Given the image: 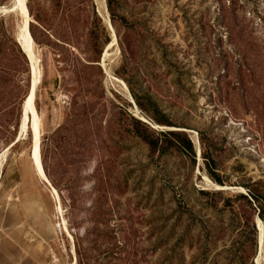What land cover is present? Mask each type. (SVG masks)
<instances>
[{
  "label": "rangeland",
  "instance_id": "374dc122",
  "mask_svg": "<svg viewBox=\"0 0 264 264\" xmlns=\"http://www.w3.org/2000/svg\"><path fill=\"white\" fill-rule=\"evenodd\" d=\"M27 1L40 164L59 200L31 157V117L22 128L33 78L18 49L24 20L0 9V264L254 263L264 0H111V11L107 0ZM128 84L174 127L134 106ZM169 128L186 130L195 156L161 135Z\"/></svg>",
  "mask_w": 264,
  "mask_h": 264
},
{
  "label": "bare ground",
  "instance_id": "6f19581e",
  "mask_svg": "<svg viewBox=\"0 0 264 264\" xmlns=\"http://www.w3.org/2000/svg\"><path fill=\"white\" fill-rule=\"evenodd\" d=\"M26 2H27V0H13V4L10 7L0 6V9L4 10V12H15V11H17L18 14L24 20V27H23L24 37L19 39V40H20V44H21L22 49L24 50L25 53L28 54V60L30 62L31 69L33 72L32 81H33V87L34 88H33L32 92L29 91V93H28V95H27V97L23 103L22 128L24 129L25 126L28 124V117H31L32 118L31 127L34 130L33 152H32L31 157L34 160L35 166L37 167V170H38L41 178L49 186V184L46 182V180L49 182H50V180L47 178L46 174L44 173V170L40 164V157H39L40 156V133H41L40 115L34 109V100L36 98V92L38 89L37 86L41 81V73L42 72L40 71V68H39L40 57H38V54L35 50L34 41L32 39L30 31H29V20H30V18H29V15L27 13V10L25 8ZM98 5H99V3H98ZM98 8H99L100 12L104 14V10H105L104 8L105 7H103L101 9V7L99 6ZM112 42H113L112 44L114 46V43H115L114 40ZM113 78L115 80H117L121 85H123L126 88L125 84L121 80H119L116 77H113ZM140 117H141V119L146 120L144 117H142V116H140ZM216 186L219 189L227 188L226 186H222L219 184H217ZM49 189H50L51 194L54 196V198L59 200V195H58L57 189L54 186H53V188H51L49 186ZM58 210H60V206H58ZM257 223H258L257 226L259 228L258 232H259V237H260V242H261V248H260V250L258 248L256 262H257V264H263V262H264V258H263L264 224L260 219H257ZM63 225L66 227L65 223H59L58 224L59 227H62ZM68 236L70 237V232H68Z\"/></svg>",
  "mask_w": 264,
  "mask_h": 264
},
{
  "label": "trees",
  "instance_id": "16d2710c",
  "mask_svg": "<svg viewBox=\"0 0 264 264\" xmlns=\"http://www.w3.org/2000/svg\"><path fill=\"white\" fill-rule=\"evenodd\" d=\"M28 2V1H27ZM107 5L109 10L111 11V0H107ZM30 32L32 34V37L36 39V36L34 34L32 24H30ZM17 45V44H16ZM18 49L20 53L24 54L26 57V54L23 52L22 48L18 46ZM27 59V57H26ZM28 60V59H27ZM98 61V60H97ZM29 63V62H28ZM30 71V70H29ZM3 72V69L0 68V77L1 73ZM129 85L130 91H131V96L133 100L135 101L136 105L139 106V108L143 111H145L148 114L149 109H153L155 111V115L153 114L152 119L155 124L160 125V126H166V127H174V124L169 120V118L160 110L158 107L157 102L153 99V97L149 94H142V95H137L136 92L133 90V88ZM30 86V84H29ZM161 135L163 136H170L172 137L173 141L181 142L185 149L190 151L193 156H195V150L193 148V144L189 137L187 136L186 132L183 130H176V129H170L166 132L162 131ZM143 139L149 144V146L153 149L156 150L160 146L159 140L158 139H153L150 137L148 134H142ZM211 178L217 182L220 185H223L222 179L217 176L214 172H211L210 174ZM248 193L253 197L254 199H258L259 195L255 193L251 188H248ZM254 264V263H251Z\"/></svg>",
  "mask_w": 264,
  "mask_h": 264
},
{
  "label": "water",
  "instance_id": "95a60500",
  "mask_svg": "<svg viewBox=\"0 0 264 264\" xmlns=\"http://www.w3.org/2000/svg\"><path fill=\"white\" fill-rule=\"evenodd\" d=\"M27 27H28V26H27ZM26 55H27V57H28V54H27V53H26ZM37 87H38V86H37ZM33 88H34V87H33V81H32V82H31L30 92H32ZM131 98H132V96H131ZM130 101L133 103L134 106H136V103H135V101L133 100V98H132V100H130ZM166 128H167V127H166ZM169 129H171V128H169ZM183 131H186V130L183 129ZM46 182L49 184V186H50L51 188H53L51 182H49V181H47V180H46ZM257 228H258V226H257ZM258 230H259V228H258ZM258 248H259V250H260V248H261V242H260L259 232H258ZM263 255H264V250H263ZM254 263L257 264L256 259H255Z\"/></svg>",
  "mask_w": 264,
  "mask_h": 264
},
{
  "label": "built area",
  "instance_id": "2783aa9c",
  "mask_svg": "<svg viewBox=\"0 0 264 264\" xmlns=\"http://www.w3.org/2000/svg\"><path fill=\"white\" fill-rule=\"evenodd\" d=\"M57 259L56 258H53L52 262L50 264H57ZM74 264V263H73Z\"/></svg>",
  "mask_w": 264,
  "mask_h": 264
}]
</instances>
